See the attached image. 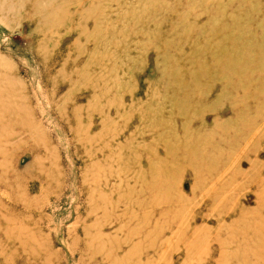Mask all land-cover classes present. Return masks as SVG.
<instances>
[{
  "label": "rangeland",
  "instance_id": "1",
  "mask_svg": "<svg viewBox=\"0 0 264 264\" xmlns=\"http://www.w3.org/2000/svg\"><path fill=\"white\" fill-rule=\"evenodd\" d=\"M0 264H264V0H0Z\"/></svg>",
  "mask_w": 264,
  "mask_h": 264
}]
</instances>
